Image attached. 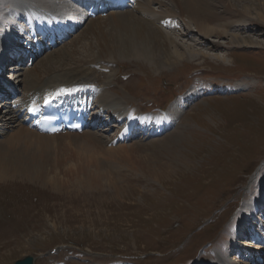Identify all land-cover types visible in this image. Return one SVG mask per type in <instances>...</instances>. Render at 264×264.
I'll return each instance as SVG.
<instances>
[{"label":"rangeland","instance_id":"1","mask_svg":"<svg viewBox=\"0 0 264 264\" xmlns=\"http://www.w3.org/2000/svg\"><path fill=\"white\" fill-rule=\"evenodd\" d=\"M243 2L225 1L210 7L205 23L219 32L209 39L216 48L201 45L199 38L180 37L185 24L179 18L173 20L180 30L176 34L170 31L173 37L193 45L192 50L204 57L195 54L178 60L173 55L175 59L168 63L167 53L157 47L156 61L133 59L125 55L135 52L125 48L130 46L124 41L127 35L107 22L95 30L93 24L86 23L70 40L35 58L31 65L27 61L4 64L0 86L6 85L9 98L11 88L23 94L28 69L38 68L47 55L74 45L76 57L97 51L105 57L117 55L116 61L103 66L105 73L114 72L115 76L96 97L98 106L106 98L117 99V94L118 100L125 98L126 111L134 110L142 117L143 113L169 111L177 98L191 95L193 100L184 104L169 132L127 143L120 138L125 124L118 128L116 122L105 125L108 120L104 121L102 114L100 132L83 131L100 137L96 146L102 150L93 155L96 163L88 157V165L76 159L77 146L65 142L70 134L40 142L37 146L45 151L35 155V164L40 161L45 176H59L58 182L44 187L38 181L21 179L0 183V264H13L28 256L34 259L33 264H211L224 255V264H252L247 262L252 255V261L260 258L264 264V218L259 215V211L264 213V21L256 18V14L264 16V0ZM1 3L5 5L0 7V21L18 1ZM235 5L248 7L250 16L238 14ZM151 8L158 11L156 5ZM110 14L97 18L107 20ZM2 27L12 34L16 29ZM223 32L247 37L249 43L233 48L220 34ZM81 42L86 45L84 50ZM227 54L231 57L224 63L213 59ZM8 56L0 55V65ZM7 102L1 95L0 119L7 116ZM174 130L179 132L172 133ZM119 132L118 139L112 138ZM119 148L123 151H117ZM152 174L160 178H152ZM260 199L250 216L254 224L247 223L243 220L250 210L246 204ZM255 229L259 234L263 231L257 238L252 234ZM53 248L58 251L50 254ZM243 255L246 260L241 259Z\"/></svg>","mask_w":264,"mask_h":264},{"label":"bare ground","instance_id":"2","mask_svg":"<svg viewBox=\"0 0 264 264\" xmlns=\"http://www.w3.org/2000/svg\"><path fill=\"white\" fill-rule=\"evenodd\" d=\"M3 1L5 2V0H0V7L5 5L1 3ZM17 1H18L16 5L17 7L15 6L17 9L8 8L9 11H7L6 16L4 17L3 20L0 21V28L3 29V31L2 30L0 31V55L6 53L8 56L10 54L11 47L16 46L17 48H20V46L15 44L18 43L19 39L23 38L21 35H15L12 34L11 32H8L7 29H4L2 27V25H6V27H10V28L11 27L18 28L20 26L18 23L19 19H26V25L29 28H34L36 24L45 27L47 25V20L49 22H52L53 18L56 16H60L62 19L72 18L71 20H74V19H80L82 17V14H84L82 13V11L80 10L78 11V9L76 8L72 9V6L66 4L65 0H17ZM225 1H229V4L237 3L238 5L240 2L241 3L243 2V0H225ZM224 2L223 0H137L136 5L132 8L131 11L127 10L126 13L111 12L107 20H101L100 18L96 17L94 20L87 19L88 22L86 21L85 24L86 23H89L91 25L93 24V29L95 30L99 28L101 24L105 25V23L110 22V25H114L119 29H122V31L127 35L126 38H124V41L129 42L128 44L130 45L125 48L130 52H132V50L135 51L134 53H131L132 55L131 54L130 55L125 54V55L131 56L133 59L146 58L147 60L149 59L150 61L152 60L154 61L155 58L157 59L156 57L157 55L154 53V50H156L157 47H161L162 48L161 50L164 53H167L165 54L166 55L165 57H167L166 62H168L169 59L170 60L173 59L175 56L176 58H178V60L179 59L182 60L183 58H188V57L193 58L195 54L204 57L206 55H204L203 53L197 52L196 50H192L193 45L191 47L188 44L179 43V41H177L173 37V34H171L170 31L176 34L178 32L176 30H179V26L176 25L173 22V20L179 18L181 19V22L185 24V30L184 29L181 30L183 32H181L180 37L183 36L188 40H192L193 38H199V40H201V45L211 46L210 48H216L217 45H214L213 43L210 44L211 41H209V39H211L214 35L219 34V32H217L213 28H210L205 23V21L207 20L208 17H210L209 14L211 13L210 11L212 10L210 7L212 6L215 7V5L217 4L222 5ZM244 2L243 4L245 5ZM152 5H156L158 11L152 9L151 8ZM238 5H235L236 7H233V9H238V14H242L248 18L251 14L249 8L242 5L238 7ZM1 11L2 10H0V12ZM33 13L35 14V18H31L28 16L29 14H33ZM263 17L256 14V18L260 19L261 21H264ZM98 22L99 24H96ZM157 23H159L158 25L161 26L163 25L165 28L169 29L167 31H169L170 33L165 32L162 28H160L157 25ZM240 25L241 24H238L237 26ZM186 26L188 27L187 29ZM220 34H222L223 38H226L228 40L229 46H232L233 48H240L246 46V42L248 40V39L246 40L247 37L246 38L240 37L238 35H232L225 32ZM2 36L3 37L7 36L9 39L7 41H4V38H2ZM29 40L30 37L28 36L27 41ZM213 42L215 43L216 41ZM222 44L225 43H221V45ZM80 45L84 50L86 46L85 43L83 44L81 42ZM115 46L116 44L114 45V47ZM253 47L258 48L259 44L254 43ZM170 49L174 53L170 54L171 53L169 52ZM180 49L183 52V54H181L182 52L181 53L178 52V50ZM15 51L16 49L12 50L11 51L12 54L8 56L9 59L5 58L4 61L7 60L12 62ZM77 54H78L77 47L72 45L68 49H63L58 51L55 55H50V56L47 55V57L42 61V63H40L38 68L36 69L31 68L26 71L25 80H23V84H24L23 94L20 93V96L19 95L16 96V98H18V96L20 97V99L18 98V101L16 100L14 101V99L10 100V102L8 103L9 105L8 108L6 107L7 116H4L3 119H0L3 120L0 122L1 123L0 136L4 138V141L0 142V183L21 179L25 181L30 180V182L38 181L40 184L43 185L42 187H44V185H46L47 183L48 186L49 184H53V186L57 184L58 182L57 178H59V176L57 178H55V176L54 177L45 176L43 172L44 165L43 166L39 165L40 161H38V164H35L36 163L35 155L37 153L40 152L43 153L45 151L42 150L44 148L37 146L40 145V142H43L44 140L48 142L56 141L58 138H62L63 133L52 136L40 134L39 132L31 129L29 126L24 125L23 119L20 118L19 115L22 110H26V111L30 110L33 104L39 102L41 104L45 99L58 96L61 93L66 92L68 90L78 89L80 94L83 95V101L86 100L87 103L90 104L93 98L92 97L93 94L97 96L99 93L103 92L104 88H107L109 86L110 82L113 80L115 76V73L114 72L105 73L103 68L105 67L107 68V66H109V64L112 61H116L115 59L117 55H110V56L108 55V57H105L104 54L101 53L100 51L94 52L87 57H76ZM143 54H147V55L144 56ZM230 57L231 54L222 55V56L218 55L213 59L220 60L221 63H224L225 59ZM66 59L68 60L67 62ZM4 61H2L0 67L2 66ZM26 61L27 59L25 60V62ZM229 64L232 65V63ZM16 69L17 66H15L12 70H16ZM16 78L18 79V76ZM21 82L22 81H18V84H20ZM5 86L3 87L0 86V96L2 95L3 98H9L8 92L5 91L4 89ZM13 90L16 91V89ZM13 90L11 88V90L9 91L10 95L11 94L13 95V93H15V91ZM12 95L10 96L11 98ZM114 95L117 97V99H114L112 97V99L107 100L106 98V100H101L99 103L97 102L99 106L102 107V112L100 115L98 114L99 118L97 119L99 120L102 114L105 115V118L107 115H109L110 117H112V119L108 120L107 123L105 124L109 126H113V124L110 125L111 123L116 122L120 124L124 121V119L127 120V124L122 129L120 135V138L122 139L123 137L124 141L125 138L130 133H131L130 136H132L133 134H136L137 136L139 134L140 135L144 134L145 136L153 137L160 135V132H164L175 127L173 123L177 122L175 120L176 118H178V114L180 113L181 109L184 106H186L184 104L188 101V98L185 99L177 98V100H175L173 104L170 105L169 111L167 109L166 112L160 113L159 115L141 117L139 116V113L134 110L130 112L128 110L126 111L125 107H127L128 104L125 98L123 97L122 100H118L120 96H118L117 94ZM1 109L2 107L0 106V110ZM100 125L102 126L103 124ZM177 132L179 131L174 130V132L172 133H177ZM65 134H70L71 137H74V138L66 137L68 142L65 140L64 141L68 145H73L74 143V145L77 146V150H76L77 160H81L85 162L86 165H88V159H87L88 157V158H92V161L96 163L93 155L96 154L97 151L102 150V146H96V144H99L98 138H100L96 132L90 133L89 131H87L86 133H84L82 131L81 134L75 132L74 133L66 132ZM136 135H133L132 138H135ZM175 136L178 137V135ZM170 138L171 137H169V139ZM159 139L161 138H158L157 140ZM171 144L173 143L171 142ZM156 146H158V144ZM168 148H170V146L169 147L167 146V149ZM107 150L111 151L114 149L112 147H108ZM117 151H123V150L119 148L117 149ZM88 152L89 154L92 155L91 157L88 155ZM56 159L58 160V158ZM68 168L70 167L68 166ZM162 168L163 166L160 169ZM63 170L65 171V168H63ZM161 176H163V174H161ZM153 177H155L156 179L160 178V176L157 174L153 175L152 178ZM260 202L261 199L258 202H256V204H246V207L249 208L250 210L249 212H247V216L243 218L244 221H246L247 223L248 221L251 222L253 221V219H251L250 216L254 214V209H256L255 205L257 206ZM263 203H261V205ZM240 220H242V217L240 218ZM261 233H263L262 230ZM261 233L259 235H261ZM241 246H245V244L242 243ZM255 250H259V252L261 251L260 249H255ZM225 257L226 255L222 257L217 256L213 261V263L211 264H224L222 258ZM255 264L257 263L255 262Z\"/></svg>","mask_w":264,"mask_h":264},{"label":"water","instance_id":"3","mask_svg":"<svg viewBox=\"0 0 264 264\" xmlns=\"http://www.w3.org/2000/svg\"><path fill=\"white\" fill-rule=\"evenodd\" d=\"M32 258L31 257H25L24 259L15 262L14 264H32Z\"/></svg>","mask_w":264,"mask_h":264}]
</instances>
